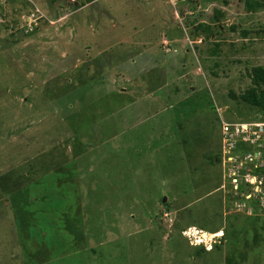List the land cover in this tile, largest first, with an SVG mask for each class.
I'll return each mask as SVG.
<instances>
[{"label":"rangeland","instance_id":"374dc122","mask_svg":"<svg viewBox=\"0 0 264 264\" xmlns=\"http://www.w3.org/2000/svg\"><path fill=\"white\" fill-rule=\"evenodd\" d=\"M256 68L264 0L0 4V264H264L221 132Z\"/></svg>","mask_w":264,"mask_h":264},{"label":"built area","instance_id":"2783aa9c","mask_svg":"<svg viewBox=\"0 0 264 264\" xmlns=\"http://www.w3.org/2000/svg\"><path fill=\"white\" fill-rule=\"evenodd\" d=\"M5 1L0 0V4ZM221 132L224 156L232 164L229 180L233 193L245 199L241 206L250 214L259 212L264 216V120L223 121ZM239 179L244 182L242 186ZM243 186L251 189L240 191Z\"/></svg>","mask_w":264,"mask_h":264},{"label":"crops","instance_id":"0c3cea01","mask_svg":"<svg viewBox=\"0 0 264 264\" xmlns=\"http://www.w3.org/2000/svg\"><path fill=\"white\" fill-rule=\"evenodd\" d=\"M223 197H219V200H218V207H219V211H220V214L222 213V217L225 216L226 214H240V211L239 210H236V205L233 206L234 210L230 211L229 213H226L224 210H223ZM232 200L234 199H231L230 201L232 202ZM242 199H237V201H241ZM235 203V202H233ZM245 199H243V204H245ZM258 210V209H257ZM223 211V212H222ZM246 213V211H245ZM247 216H250L249 218H252V217H257L260 215V213L257 214V212H254L253 214H250L248 211L246 213ZM257 215V216H256ZM262 217H264L263 215H260ZM211 217V216H210ZM215 218H206V221L207 223H210L212 221H214ZM222 219H220L221 221ZM190 224H193V225H198L194 222H189ZM221 225H217V226H213L210 230H202V229H198L197 227H191L190 229L194 230L198 235L199 237L203 235V237H205V239H209V246L204 250L202 256L200 257H204L205 254H210V253H213L215 251H217L219 249L220 246L223 245V237L225 236L224 235V223L220 222ZM199 226V225H198ZM202 234V235H201Z\"/></svg>","mask_w":264,"mask_h":264},{"label":"trees","instance_id":"16d2710c","mask_svg":"<svg viewBox=\"0 0 264 264\" xmlns=\"http://www.w3.org/2000/svg\"><path fill=\"white\" fill-rule=\"evenodd\" d=\"M253 82L256 87H261L260 92L253 89L250 92L245 93L242 96V99L251 106L264 110V68L254 69ZM258 120H264V118ZM240 191H243V187H241Z\"/></svg>","mask_w":264,"mask_h":264},{"label":"water","instance_id":"95a60500","mask_svg":"<svg viewBox=\"0 0 264 264\" xmlns=\"http://www.w3.org/2000/svg\"><path fill=\"white\" fill-rule=\"evenodd\" d=\"M166 202V198L164 199V203Z\"/></svg>","mask_w":264,"mask_h":264}]
</instances>
